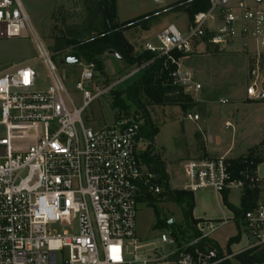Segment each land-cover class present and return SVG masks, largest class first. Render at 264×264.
<instances>
[{
	"label": "built area",
	"instance_id": "built-area-1",
	"mask_svg": "<svg viewBox=\"0 0 264 264\" xmlns=\"http://www.w3.org/2000/svg\"><path fill=\"white\" fill-rule=\"evenodd\" d=\"M28 29L21 2L0 0V41L18 40ZM236 41L253 56L246 95L258 99L263 94L258 75L264 67V0H208L207 10L192 16L186 33L170 24L154 43H145L143 52L153 58L113 85L104 86L94 65L81 61L74 84L77 105L33 34L38 61L51 84L37 90V73L28 65L0 74V264H234L242 252L228 253L210 237L227 221H197L187 243L171 233L140 241L136 204L163 191L156 176L140 164V122L121 115L92 129L82 115L93 101L158 59L173 66L171 87L198 93L201 86L174 54L187 56L204 43L224 49ZM186 119L197 121L198 116L187 114ZM183 168V191L188 193L255 191L253 207L232 221L247 239L243 252L263 249L264 178L256 168L246 164L235 171L224 157L190 160Z\"/></svg>",
	"mask_w": 264,
	"mask_h": 264
},
{
	"label": "rangeland",
	"instance_id": "rangeland-1",
	"mask_svg": "<svg viewBox=\"0 0 264 264\" xmlns=\"http://www.w3.org/2000/svg\"><path fill=\"white\" fill-rule=\"evenodd\" d=\"M19 1L29 17L31 29L23 31L17 42L0 41V74L12 66V59L25 56L28 57L29 62L22 65L32 67L37 73V90H45L51 84V77L46 68L38 61L33 42V34H35L50 54L56 68V76L63 82L67 93L72 95L74 102L79 105L80 96L74 93V84L79 78L81 67L62 65L60 60L69 54L71 47L76 44L88 47L103 33L101 0ZM180 1L182 0L161 2L115 0V23L125 24L126 30L121 36L131 56L142 52L145 43H154L157 33L170 24L175 25L182 33L187 32L190 20L185 5ZM55 41L63 42L66 48L63 53L53 52ZM241 45L240 41H236L233 46L224 49L215 48L207 43L193 47L190 54L180 56L179 63L191 72L194 81L201 86L200 91L185 93L180 89L172 90L168 79L163 80L161 87L157 88L156 77L150 86V91L142 92L139 96L142 110L138 113L133 109L129 111L128 117L138 118L141 126L136 152L142 169L154 174L157 183L163 189L159 196H150L152 200L150 205L146 200H140L136 204V235L140 241H155L160 233H171L180 243H187L193 239V233L184 221L181 207L171 203L166 193L183 191V185L187 180L183 167L186 162L198 159L194 153L200 150L198 132H203L207 108L209 109L207 131L219 132L218 135L224 142L230 141L233 130L222 128L224 115H233L230 108L232 104L237 106L249 101L246 91L250 84V63L253 56L242 51ZM97 58L103 68V74L97 72L98 78H96L104 86L115 84L136 69L135 65H129L125 60H118L109 52H104ZM142 73L127 78L112 91L125 90L139 80ZM258 76L264 85V67L261 68ZM112 91L93 101L84 111L82 121L86 126L99 129L112 124L116 116H121L118 110L111 108L114 96ZM183 96L193 102V107L185 113L181 105ZM263 96L264 88L262 98L252 101L264 103ZM263 113L255 106H240L237 116L239 122L241 120V126L237 127L236 132H262L258 121L263 117ZM187 114L198 116V120H187ZM153 132L154 136L149 139L150 133ZM1 134L0 127V136ZM261 150L258 153L264 157V146ZM142 156L149 166L144 163ZM157 220L160 221L159 227H156ZM169 221L172 223L169 224ZM239 233V241L227 245L228 241ZM210 237L228 253L242 252L234 264H240V259L244 256H253L258 252L242 251L247 247V239L233 221L220 226ZM258 264H264V259Z\"/></svg>",
	"mask_w": 264,
	"mask_h": 264
},
{
	"label": "trees",
	"instance_id": "trees-1",
	"mask_svg": "<svg viewBox=\"0 0 264 264\" xmlns=\"http://www.w3.org/2000/svg\"><path fill=\"white\" fill-rule=\"evenodd\" d=\"M185 5L186 12L188 14L189 20L192 16L199 11H205L208 8V0H182L180 1ZM102 4V18L104 31L99 37L95 38L90 46H84L83 44H76L71 47L69 54L76 52L80 56L81 60L85 64H93L95 70L103 74V68L98 60V56L102 55L104 52H114L117 54L118 60H125L129 65H135L139 67L144 63L150 61L153 58V54L149 52H140L136 56H131L125 48V43L122 39V32L126 30L125 24L115 23V0H101ZM65 46L61 41H55L53 46L54 53H63ZM180 54H174L175 58L180 57ZM66 57V56H65ZM64 57V58H65ZM173 69V66L166 65L164 59L155 60L154 63L148 66L142 73L139 80L133 82L125 90L117 92L112 91L113 101L111 103V108L118 110L122 116L128 117L129 111L134 110L138 113L142 110L139 96L142 92H149L150 86L153 80L157 77L158 80L155 83L157 88L161 87L162 81L168 79V74ZM171 87V86H170ZM172 90L176 89L171 87ZM264 88V85H263ZM264 97V96H263ZM251 103V102H248ZM181 105L183 106L182 111L185 113L188 109L193 107V102L188 98L183 96L181 100ZM119 115L115 117L118 119ZM154 132L150 133L149 139H152ZM144 163L149 166V163L142 156ZM264 161L261 154L258 153L257 148H254L242 157L236 160H230L235 171L242 169L246 164L250 165L251 168H256L260 163ZM245 162V163H244ZM168 200L171 203L179 205L181 207L182 215L184 221L189 229H193V226L197 223L192 217V212L194 208L193 194L188 192H170L166 193ZM222 202L224 206L233 213L235 220L241 215L242 212L248 211L253 207L256 193L255 191L245 190L242 195L240 207L233 208L227 201L226 193L221 194ZM141 200H146L149 205L151 204V198L149 195H145ZM157 216V213H155ZM158 219V218H157ZM237 225V224H236ZM160 226V221L157 220L156 227ZM239 241V235H236L228 241L227 245L236 244ZM239 257L237 256L236 259ZM264 259V248L259 250L253 256H244L240 259V264H258Z\"/></svg>",
	"mask_w": 264,
	"mask_h": 264
},
{
	"label": "crops",
	"instance_id": "crops-1",
	"mask_svg": "<svg viewBox=\"0 0 264 264\" xmlns=\"http://www.w3.org/2000/svg\"><path fill=\"white\" fill-rule=\"evenodd\" d=\"M10 41L17 42L16 40ZM68 55L69 54L66 56ZM27 62H29L28 57L17 56L12 59V66L5 72L12 71L15 68L20 67V65L26 64ZM240 106H255L259 112H264L263 102H255L249 99V101L244 104L240 103V105L237 106L232 104L230 108L233 111V115H224L225 118H223V123L221 124L224 130L229 128L233 130V132H231L230 141L226 143L221 139V137H219V132L207 131L209 120V109L207 108L205 115V126L204 129L202 128L203 132H198L200 139V150L194 153L196 156H198V159H214L224 157L228 160H236L238 158L244 157L248 151L254 148H257L258 152L262 151L261 149L264 146L262 145V143H264V115L258 121L259 128H262V132H236L237 127L241 126V120L239 122V118L237 116L238 108ZM240 147H242V149H240ZM256 174L260 178H264V161H262V163L256 167ZM242 195V193L236 191L227 192L226 198L228 203L233 208H239ZM193 199L194 208L192 217L194 220L210 222H230L233 220V213L224 206L221 195L215 194L212 191H202L193 193Z\"/></svg>",
	"mask_w": 264,
	"mask_h": 264
},
{
	"label": "water",
	"instance_id": "water-1",
	"mask_svg": "<svg viewBox=\"0 0 264 264\" xmlns=\"http://www.w3.org/2000/svg\"><path fill=\"white\" fill-rule=\"evenodd\" d=\"M155 2H161L162 0H154ZM110 54L117 57V54L114 52H109ZM81 58L78 55V53L73 52L66 56L63 60H60V64L67 65V66H79L81 64ZM262 98V95L260 96ZM172 223V221H169V224Z\"/></svg>",
	"mask_w": 264,
	"mask_h": 264
}]
</instances>
